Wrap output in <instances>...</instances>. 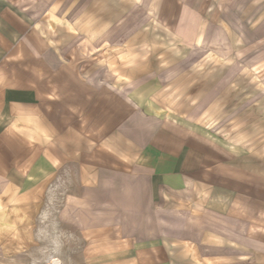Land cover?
I'll list each match as a JSON object with an SVG mask.
<instances>
[{
	"label": "crops",
	"instance_id": "crops-1",
	"mask_svg": "<svg viewBox=\"0 0 264 264\" xmlns=\"http://www.w3.org/2000/svg\"><path fill=\"white\" fill-rule=\"evenodd\" d=\"M152 29L197 60L230 56L212 92L253 78L258 140L159 117L95 79L106 61L133 73L124 48L152 55ZM263 89L264 0H0V229L58 189L83 205L89 264H264ZM155 211L184 223L151 237Z\"/></svg>",
	"mask_w": 264,
	"mask_h": 264
},
{
	"label": "rangeland",
	"instance_id": "rangeland-1",
	"mask_svg": "<svg viewBox=\"0 0 264 264\" xmlns=\"http://www.w3.org/2000/svg\"><path fill=\"white\" fill-rule=\"evenodd\" d=\"M146 7V3L140 6ZM140 20L142 23L141 12ZM151 32L157 43L152 55L147 54L146 45L139 49L131 45L124 48L125 70L131 64L128 54L139 52L140 59L134 64L133 73L130 68L123 76L116 75L115 68L106 61L102 66L105 75L95 79L117 85L139 108L159 117L183 120L192 127L231 140L247 143L258 140L262 128L258 122L249 120V112L246 114L243 107L255 98L256 94L250 92L253 78L240 73L232 78V82L236 80V85L231 82L233 87L229 89L232 90L212 92L218 80L222 84L229 79L226 76L231 65L229 55L197 60L191 55L192 48L185 49L158 29ZM143 36L140 40H147L146 33ZM244 87L245 92H234ZM13 208L10 224L6 222L5 228L0 229V264H50L53 259L59 264H89L85 258L89 237H85L83 205L70 203L65 190H45L43 198H33V202ZM149 217L147 230L151 237L160 228L172 226L178 230L184 223L174 213L170 219L162 211H155ZM196 222L194 217L189 218V227L195 229ZM199 223L202 226L203 222Z\"/></svg>",
	"mask_w": 264,
	"mask_h": 264
},
{
	"label": "bare ground",
	"instance_id": "bare-ground-1",
	"mask_svg": "<svg viewBox=\"0 0 264 264\" xmlns=\"http://www.w3.org/2000/svg\"><path fill=\"white\" fill-rule=\"evenodd\" d=\"M50 264H59L58 260L57 259H53Z\"/></svg>",
	"mask_w": 264,
	"mask_h": 264
}]
</instances>
